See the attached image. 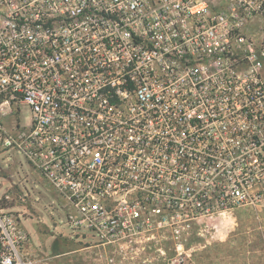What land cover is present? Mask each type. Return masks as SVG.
<instances>
[{
	"label": "built area",
	"instance_id": "2783aa9c",
	"mask_svg": "<svg viewBox=\"0 0 264 264\" xmlns=\"http://www.w3.org/2000/svg\"><path fill=\"white\" fill-rule=\"evenodd\" d=\"M0 154L101 246L264 217V0H0Z\"/></svg>",
	"mask_w": 264,
	"mask_h": 264
},
{
	"label": "rangeland",
	"instance_id": "374dc122",
	"mask_svg": "<svg viewBox=\"0 0 264 264\" xmlns=\"http://www.w3.org/2000/svg\"><path fill=\"white\" fill-rule=\"evenodd\" d=\"M2 157L0 207L9 208L28 231L22 253L30 264H170V257H179L180 264H264V217L245 216V210L236 213L235 222L212 220L217 229H209L206 220L197 222L173 243L156 233L144 249L137 248L139 242L98 245L90 233L69 229L62 203L36 171L19 156ZM176 241L183 247L172 248Z\"/></svg>",
	"mask_w": 264,
	"mask_h": 264
}]
</instances>
